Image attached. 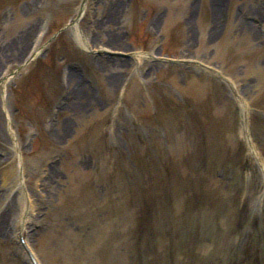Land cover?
I'll return each mask as SVG.
<instances>
[{
	"label": "rangeland",
	"instance_id": "374dc122",
	"mask_svg": "<svg viewBox=\"0 0 264 264\" xmlns=\"http://www.w3.org/2000/svg\"><path fill=\"white\" fill-rule=\"evenodd\" d=\"M81 4L0 0V264H264V0Z\"/></svg>",
	"mask_w": 264,
	"mask_h": 264
},
{
	"label": "bare ground",
	"instance_id": "6f19581e",
	"mask_svg": "<svg viewBox=\"0 0 264 264\" xmlns=\"http://www.w3.org/2000/svg\"><path fill=\"white\" fill-rule=\"evenodd\" d=\"M82 9L84 10V5L82 6ZM75 36H76V40H77V42L80 44V45H82V46H85V42H84V40H83V38L81 37V35L79 34V32L76 30L75 31ZM91 51H93V49L91 50ZM135 57H138V58H141V55L140 54H136L135 55ZM241 108H242V110H246V105H245V103L241 100ZM244 119H245V123H246V115H245V117H244ZM245 125H247V124H245ZM10 129V128H9ZM10 134L12 135V138H13V140H14V137H13V134L10 132ZM248 135V134H247ZM247 135H245L246 136V140L247 141H249V138H248V136ZM251 149H252V151L254 152V150H253V148H252V146H251ZM255 154H256V152H254ZM256 158H257V154H256ZM258 159V158H257ZM258 161H260L259 159H258ZM109 205H110V203H108ZM22 229H24V223L22 222ZM27 242H28V240H26ZM29 243V242H28ZM25 258H26V260L29 262L30 261V259L25 255ZM38 259V258H37ZM30 263H31V261H30Z\"/></svg>",
	"mask_w": 264,
	"mask_h": 264
}]
</instances>
